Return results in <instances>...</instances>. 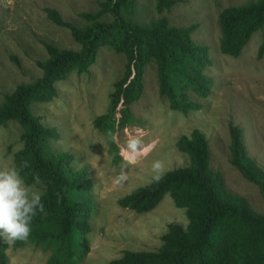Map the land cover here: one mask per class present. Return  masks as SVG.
Here are the masks:
<instances>
[{"label":"trees","instance_id":"obj_1","mask_svg":"<svg viewBox=\"0 0 264 264\" xmlns=\"http://www.w3.org/2000/svg\"><path fill=\"white\" fill-rule=\"evenodd\" d=\"M184 0H155L159 14L170 11ZM98 8L81 11L82 24L66 20L55 7H46L48 18L71 31L78 49L66 48L42 40L47 51L36 64L40 77L18 84L0 101V126L16 121L22 127V147L14 153V163L23 169L26 184H34L38 174L44 193L45 210L32 220L27 242L17 241L15 248L33 247L48 254L44 264H80L90 252V219L96 202L94 182L88 168L76 169L75 156L55 151L52 141L61 138L57 127L47 126L43 117L32 111L34 102L49 103L58 95L57 83L73 72L88 73L102 47L125 56L122 75L109 94L107 111L96 116L95 127L109 141L113 162L123 156L115 134L139 122L131 110L145 92L147 67L157 66L159 94L167 98L173 111L189 114L208 98L214 80L208 74L214 64L211 48L198 43L194 33L199 24L177 26L166 16L150 23L134 20L138 0H99ZM219 49L239 57L253 35L263 30L258 58L264 57V0H249L224 7L218 15ZM230 163L254 183L264 202V167L250 156L244 130L229 123ZM177 147L189 157L183 166L167 170L160 182L153 180L118 200L123 208L145 214L154 210L167 194L176 207L186 212L188 224L170 223L156 250L127 249L107 264H264V212L233 191L225 177L211 164V149L204 132L194 129L181 135ZM10 245L0 239V264H9Z\"/></svg>","mask_w":264,"mask_h":264},{"label":"rangeland","instance_id":"obj_2","mask_svg":"<svg viewBox=\"0 0 264 264\" xmlns=\"http://www.w3.org/2000/svg\"><path fill=\"white\" fill-rule=\"evenodd\" d=\"M247 1L184 0L170 11L159 14L155 0H138L135 21L150 23L166 16L177 26L199 24L194 39L211 48L214 64L208 74L214 80V87L208 98L198 99L203 104L200 110L185 115L171 110L167 98L160 96L157 66L155 63L148 66L145 92L131 106L139 122L115 134L123 156L119 163L113 162L109 141L95 127L94 120L107 111L113 84L124 69L123 54L102 47L88 73L73 72L57 83L59 95L53 101L32 103V111L41 115L47 126L60 131L61 138L52 141V148L73 153V166L88 168L94 182L96 206L89 234L91 250L80 264H107L127 249L156 250L170 223L188 224L185 210L176 207L170 194L145 214L123 208L118 200L152 181L153 161L162 160L166 171L187 164L189 157L178 149L177 141L194 129L206 134L212 167L223 174L227 187L246 197L256 210L264 212L258 187L230 163L229 150V123L233 121L244 130L250 156L264 167V57L258 58L263 30L253 35L237 58L219 49V12L224 7ZM98 2L0 0V101L18 84L42 75V69L36 64L48 55L42 40L60 47H80L69 29L48 18L45 8L55 7L66 20L82 24L78 13L96 10ZM21 132L22 127L16 121L0 126V168L15 166L14 153L23 145ZM130 136L141 138L144 145H155L147 157H140L135 164H128L126 153L122 151ZM121 171H125L127 179L117 184L116 177ZM7 252L9 264H44L48 257L47 253L30 246L15 248L12 244Z\"/></svg>","mask_w":264,"mask_h":264},{"label":"clouds","instance_id":"obj_3","mask_svg":"<svg viewBox=\"0 0 264 264\" xmlns=\"http://www.w3.org/2000/svg\"><path fill=\"white\" fill-rule=\"evenodd\" d=\"M154 146V143L144 145L141 138L130 136L122 151L126 153L127 163L135 164L140 157H147ZM27 167H29L28 162L24 161L19 167L0 168V239L9 245L17 241L27 242L33 218L45 210L42 202L44 193L36 188V185L42 184L41 178L36 174L34 184H26L22 171ZM165 171V164L162 160L153 161L151 165L152 180L160 182ZM126 179L125 171H121L116 177V183L120 184ZM88 239L90 242L89 235Z\"/></svg>","mask_w":264,"mask_h":264}]
</instances>
